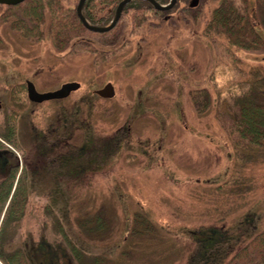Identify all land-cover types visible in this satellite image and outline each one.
Here are the masks:
<instances>
[{"label":"rangeland","instance_id":"obj_1","mask_svg":"<svg viewBox=\"0 0 264 264\" xmlns=\"http://www.w3.org/2000/svg\"><path fill=\"white\" fill-rule=\"evenodd\" d=\"M212 5L202 0L195 16L177 13L175 21L149 29L140 50L119 51L90 66L86 55L79 57L83 85L75 94L84 99L78 103V129L71 141L81 146L88 137L106 136L111 145L102 151L97 143L94 163L100 166L89 178L25 182L24 211L3 226L4 251L22 248L31 264L40 258L56 264H194L201 248L194 237L201 231L224 229L237 235L251 217L252 234L264 227V147L236 148V135L227 129L246 88V73L264 67L255 66L258 57L252 53L257 52L227 47L222 39L215 43L207 34ZM138 30L136 23L131 42ZM29 43L0 20V97L5 101L0 138L9 130L6 90L20 77L11 62L17 67L33 62L37 53L43 62L57 61L49 54V40L32 42L33 52ZM105 81L114 84L112 101H87L89 89ZM50 105L35 123L55 121ZM16 107L22 115V103ZM23 116L16 138L26 147V161L37 162V141ZM119 131L118 142L112 134ZM34 247L41 249L39 259Z\"/></svg>","mask_w":264,"mask_h":264},{"label":"flooded vegetation","instance_id":"obj_2","mask_svg":"<svg viewBox=\"0 0 264 264\" xmlns=\"http://www.w3.org/2000/svg\"><path fill=\"white\" fill-rule=\"evenodd\" d=\"M120 1L121 0H119L114 6L108 4L104 9L97 11L98 13L96 15L98 16V21H96L100 23L89 21L98 26L107 24L112 19ZM167 1L160 3H166ZM27 2L28 0H22L15 4L0 3V20L6 22L11 30L18 33L21 38L30 41V45L35 41L43 39L49 40V54L53 55L54 59L57 61L50 63L43 62L37 53L33 55L34 58L38 57V59H32L33 62H28L27 64L24 63L23 65L20 64L18 67L15 62H11V69L13 71L19 70L20 77L17 84L13 81L11 86L9 85L8 90H6L7 103L5 107L7 108L6 118L9 130H7L8 132L5 138H0V183L10 181L14 183L17 181L46 183L79 182L85 178H89L91 175H94L97 168L100 166V164L94 163L96 155L95 151L99 149V146L102 151H105L111 145L107 143V140H104L106 136L100 139H93V136L88 137L81 146H75V144L71 141L75 131L78 129V103L84 99L81 98L80 100L79 95L75 94L83 85V82L78 80L77 74L80 59L79 57L81 55H86V66H90L88 65V62H96V59L98 62H102L106 59V57L114 55L119 51H126L131 48L134 50L136 48L140 50V47H142L145 43L146 32H148L149 29L157 28V26L163 22L175 21L177 13L182 12L185 16V14L192 12L195 16V11L199 9L198 7L201 2L200 0H197L196 4L191 6L189 5L191 0H175L174 4L170 8L160 10L154 8L147 1L149 6L154 8V11L147 8L145 12L150 13L139 16H129V19H132L133 21L125 20L126 15H124L123 8L127 4L126 3L122 7L116 22L108 30H91L81 22L83 26L89 30L88 32H79L74 30L71 33H67L66 38H59L55 41L49 38L47 33L46 27L48 22L45 15L42 17V23L38 26L40 31H37L35 34L31 33L28 35L25 31L23 32L24 29L22 30L16 25V21H18L20 17L15 13L18 8L25 6ZM77 3L75 5L76 14ZM141 7L147 6L142 5ZM161 11L163 12L161 13ZM143 20H146V22L142 23ZM136 23H138L139 30L135 31L134 34L137 38L135 41L131 42V32L134 28V24ZM251 23L254 24L255 21L251 20ZM239 26L240 29L244 28L243 25ZM138 38H140V40H137ZM30 47L32 52L36 50L33 45ZM11 73V76L14 77L15 73ZM68 82H76L78 83V86L75 89L69 90L64 96L51 97L43 100H34L28 96L27 87L30 83L36 91L46 92L56 90L64 83ZM107 82L112 84L111 81H105L97 88H90L89 91L91 92V95L90 97L86 96L87 101L89 99L92 101L91 97H98L99 100L97 99L94 103L100 104L103 102L105 104L109 103V101L111 102L113 97H115L116 92L114 84H112L114 92L112 96H102L96 91L103 87ZM47 83L53 84L46 88L44 86H46ZM18 103L19 105L22 103L25 108L22 115L19 108L16 109V105H18ZM4 104L5 101L3 100V97H0V109L3 108ZM49 105V110L52 107L55 108V121H50L49 119V121L46 122V126L35 123L33 119L38 116L41 117L45 112H47L48 110H46V107ZM141 105V102H139V110L141 109ZM93 106V108H95V105ZM133 112H136V110ZM21 116L27 118V123L30 126L31 133L37 141L35 147L39 158L37 162L26 161V147L17 141L18 139L16 138V133L19 125L18 120ZM131 116H135V114L132 113ZM123 127L125 130L129 129V127ZM123 134L125 133L123 132ZM112 135L113 138L118 136L116 140L118 142L121 141V132H115ZM97 143H99V146H97ZM15 150H20L21 154L18 155L15 153ZM83 157L87 159H81ZM26 168H29L28 172L25 171ZM39 248H33L34 257H37L38 259L40 258L39 252L41 250ZM37 264L56 263L49 262L44 259L42 260V258H40V261Z\"/></svg>","mask_w":264,"mask_h":264},{"label":"trees","instance_id":"obj_3","mask_svg":"<svg viewBox=\"0 0 264 264\" xmlns=\"http://www.w3.org/2000/svg\"><path fill=\"white\" fill-rule=\"evenodd\" d=\"M118 1L85 0L82 13L88 20L100 23L97 22V11L104 9L108 4L114 6ZM205 1L207 0H203ZM209 1L213 2V5L205 26L207 34L213 37L215 43H221L222 39L227 47L257 52L252 53L257 54L258 57L255 60L257 62L255 66L264 67V61H262L264 55L259 54H264V0ZM200 2L202 3V0ZM76 3L77 0H28L27 4L18 8L15 13L20 17L16 25L24 29L23 32L25 31L28 35L35 34L40 31L38 26L45 15L48 22L46 30L53 41L66 38V34L74 30L88 32L89 30L83 26L75 12ZM142 5L147 7H141ZM147 8L154 11L147 1L132 0L124 6L123 12L129 18L133 15L150 13L145 12ZM251 20L255 23L252 24ZM239 25H243L244 28L240 29ZM261 69L251 68L246 73L244 78L247 82L246 88L238 97L235 113L227 124V129L236 135V148L240 145L264 147V69ZM26 194L27 187L23 181H17L13 189L12 181L0 183V264H31L30 257L22 248L4 251L1 247L3 226L6 221L18 219L22 215ZM254 219V217L246 219L241 225L242 231L237 235L229 234L224 229L208 228L201 231L194 237L201 244V248H198L196 253L199 260L194 264H215L220 257L222 260L218 262L219 264H264V227L252 234V228L255 227ZM96 223L101 226L99 217H96ZM248 223L252 224L251 228L248 227ZM62 235L76 254L77 250L70 238L65 233ZM242 235L244 239L241 238Z\"/></svg>","mask_w":264,"mask_h":264},{"label":"water","instance_id":"obj_4","mask_svg":"<svg viewBox=\"0 0 264 264\" xmlns=\"http://www.w3.org/2000/svg\"><path fill=\"white\" fill-rule=\"evenodd\" d=\"M19 1H22V0H0V3L15 4ZM129 1H132V0H121L116 7V10H115V13H114L112 19L107 24L102 25V26L94 25L86 17H84V15L82 14V4H83L84 0H78L76 11H77V14H78L81 22L88 29L95 30V31H105L114 25L122 7L126 3H128ZM146 1H148L154 8L160 9V10L170 8L175 2V0H168L166 3H160L156 0H146ZM196 1L197 0H191L189 5H191V6L195 5ZM77 86H78V83H76V82H68V83H64L60 88H58L56 90L46 91V92H38L35 90L33 85L30 83L27 87V90H28V96L31 99L43 100V99H48L51 97L64 96L68 93L69 90L75 89ZM96 91H97V93H99L102 96H112L114 94L113 89H112V84L110 82H107L103 87H101L100 89H98Z\"/></svg>","mask_w":264,"mask_h":264}]
</instances>
